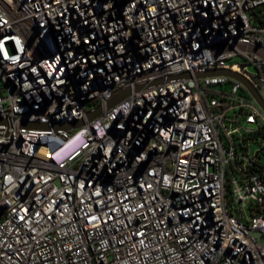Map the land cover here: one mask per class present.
I'll list each match as a JSON object with an SVG mask.
<instances>
[{
  "label": "built area",
  "instance_id": "2783aa9c",
  "mask_svg": "<svg viewBox=\"0 0 264 264\" xmlns=\"http://www.w3.org/2000/svg\"><path fill=\"white\" fill-rule=\"evenodd\" d=\"M259 19L264 0H0V264H264V109L198 76L264 97Z\"/></svg>",
  "mask_w": 264,
  "mask_h": 264
},
{
  "label": "water",
  "instance_id": "95a60500",
  "mask_svg": "<svg viewBox=\"0 0 264 264\" xmlns=\"http://www.w3.org/2000/svg\"><path fill=\"white\" fill-rule=\"evenodd\" d=\"M207 75H226V76L233 77V78L240 80L248 88V90L250 91L252 96L259 103V105L262 106V108L264 109V97L258 92L257 89L253 88V86L245 78H243L240 74H238L236 72H232L230 70H211V71H207V72L198 74V76H207ZM182 76L189 77L190 74L184 73ZM129 94H130V90H126V91H123L120 95L112 97V99H110V101H109V105L110 106L115 105L116 103L120 102L121 100H123L124 98L129 96ZM100 113H101V110L99 108L93 112H90L89 119L90 120L94 119L95 117L99 116ZM81 123H82V121H76L72 124L66 125V127L78 126ZM35 125L39 126V127L45 126L43 124H35Z\"/></svg>",
  "mask_w": 264,
  "mask_h": 264
},
{
  "label": "trees",
  "instance_id": "16d2710c",
  "mask_svg": "<svg viewBox=\"0 0 264 264\" xmlns=\"http://www.w3.org/2000/svg\"><path fill=\"white\" fill-rule=\"evenodd\" d=\"M256 13H257V11H254V12H253V14L257 15ZM259 21H260L261 23H264V20H263V19H259ZM257 136H263V137H264V130H262V131H260L259 133H257L254 137H257Z\"/></svg>",
  "mask_w": 264,
  "mask_h": 264
},
{
  "label": "rangeland",
  "instance_id": "374dc122",
  "mask_svg": "<svg viewBox=\"0 0 264 264\" xmlns=\"http://www.w3.org/2000/svg\"><path fill=\"white\" fill-rule=\"evenodd\" d=\"M235 61H238V59H236ZM224 88H225V90L230 91V89H231V84H226V85L224 86Z\"/></svg>",
  "mask_w": 264,
  "mask_h": 264
}]
</instances>
